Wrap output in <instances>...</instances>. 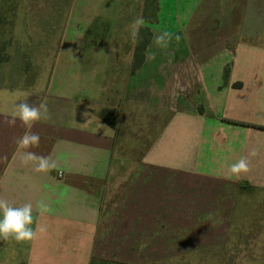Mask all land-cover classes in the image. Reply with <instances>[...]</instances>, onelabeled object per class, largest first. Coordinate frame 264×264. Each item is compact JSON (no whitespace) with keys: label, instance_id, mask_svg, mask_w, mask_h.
<instances>
[{"label":"crops","instance_id":"1","mask_svg":"<svg viewBox=\"0 0 264 264\" xmlns=\"http://www.w3.org/2000/svg\"><path fill=\"white\" fill-rule=\"evenodd\" d=\"M194 1L169 0L160 25L167 0H80L67 12L89 15L67 16L62 30L73 28L60 33L50 16L64 0H19L0 65V198L31 203L47 232L0 240V264H264V34L249 43L244 26L253 12L264 30V10L226 0L223 22L211 0L198 11ZM140 16L150 37L134 67ZM163 31L166 48L153 43ZM45 98L49 118L33 124L40 143L28 150L57 168L40 173L22 165L25 127L8 120L17 103ZM244 157L250 171L229 174ZM41 200L50 212L36 210Z\"/></svg>","mask_w":264,"mask_h":264},{"label":"clouds","instance_id":"2","mask_svg":"<svg viewBox=\"0 0 264 264\" xmlns=\"http://www.w3.org/2000/svg\"><path fill=\"white\" fill-rule=\"evenodd\" d=\"M145 20L142 16L137 17L131 24V34L134 38L139 37L140 29L145 25ZM173 35L168 31L155 34L153 43L157 47L166 48L172 41ZM178 41L179 36H175ZM15 112L11 119L8 120V125L15 126L16 120L24 125V133L16 139L17 153L20 156L22 165H34V171L47 173L57 168V163L51 156H39L28 149L38 146L40 143V135L32 132L31 129L35 122L41 119L49 118V109L47 100L42 99L39 104L29 103L27 100L19 102L15 105ZM257 155L253 150L250 156ZM251 160L247 157L241 158L235 163H232L228 169L229 174L239 176L247 174L250 171ZM36 210L43 213L51 211L50 206L41 200L36 205ZM33 205L24 203L22 205H14L6 198H0V240L14 239L18 243L31 242L37 238L38 233H46L47 226L36 223L33 216Z\"/></svg>","mask_w":264,"mask_h":264},{"label":"rangeland","instance_id":"3","mask_svg":"<svg viewBox=\"0 0 264 264\" xmlns=\"http://www.w3.org/2000/svg\"><path fill=\"white\" fill-rule=\"evenodd\" d=\"M53 1H54V4H52L51 7H53V9H55L54 7L58 5L60 0H53ZM64 1H65V3L61 7L62 10L56 11L55 14L51 13V16H50L51 21H53V22L55 21L56 24L60 23V33H61V31L63 32L64 30L65 31L67 30L68 32H70V30H72V28H73V27L69 26L68 29L64 28L62 30L63 22L65 24L67 16H68V23L70 25H72V24H76V23L78 24V21L80 22V20H82V18H85L89 15V13H82L80 11V9L77 12H75V11L72 13L67 12L68 10L66 8H68L69 6H71L73 4L77 5L80 2V0H64ZM107 1H110L111 3H113L114 0H97V3H98V5H101L102 3H105ZM121 1L126 6L129 4H133L132 2L134 0H121ZM168 2H169V0H167V2L163 3V5H162L161 15L159 17L160 25L164 24L166 20H168V21L171 20L173 17L172 8L171 7L168 8ZM155 4H156V0H148L147 1V5H149V6H154ZM203 4H204V2L202 3V1H200V0H195L194 4L192 6L193 10L194 9H196L197 11L199 9L203 10L205 8ZM208 4H210L211 8H212L210 11V16H211L212 20H218V21H223V22L228 21L229 13L226 10L229 8V4L227 3L226 0H211V2H209ZM233 6L236 9H238L240 7L243 10V13H244V11H246L245 9L250 8V7L259 6L260 8H262L264 10V0H237L236 2L233 3ZM47 9H50V8H47ZM247 11H249V10L247 9ZM252 13L253 12H248L247 18L244 21V26H245V29L250 28L249 32H254V34L251 33V35L249 37H247L248 42L250 43V42L255 41V43H256V42H258V38H259V36L257 34L259 33V35L260 34L263 35L264 30L261 29L259 19L254 18ZM54 15L57 16L56 19H55ZM100 15H102V14H100ZM218 17H220V18H218ZM47 19H49V18L47 17ZM239 32H241V33L243 32L242 28H239ZM103 33H104V29L103 30L100 29L99 38H100L101 43L104 42ZM259 40H261V39H259ZM260 47H264V46H260ZM62 60H64V57ZM55 62L57 64L58 60L56 59ZM59 67H60V65L58 66V68ZM97 71H98V69L95 68V72H97Z\"/></svg>","mask_w":264,"mask_h":264},{"label":"trees","instance_id":"4","mask_svg":"<svg viewBox=\"0 0 264 264\" xmlns=\"http://www.w3.org/2000/svg\"><path fill=\"white\" fill-rule=\"evenodd\" d=\"M148 1V0H147ZM19 0H0V65L7 64L9 61L10 49L14 40V26ZM150 37L149 28L143 26L140 29L135 50V65ZM112 111H101L100 118L110 127H115V118ZM102 264V263H93Z\"/></svg>","mask_w":264,"mask_h":264}]
</instances>
